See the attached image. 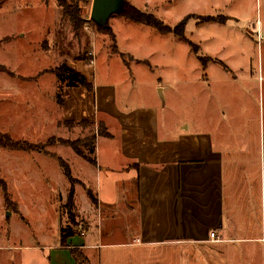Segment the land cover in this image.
<instances>
[{
	"label": "rangeland",
	"instance_id": "obj_1",
	"mask_svg": "<svg viewBox=\"0 0 264 264\" xmlns=\"http://www.w3.org/2000/svg\"><path fill=\"white\" fill-rule=\"evenodd\" d=\"M124 1L155 16L168 27L169 33L113 14L107 23L113 39L92 23H86L75 34L62 17L57 0L0 2V65L6 70L0 71V135L35 146L50 142L44 153L9 151L0 146V180L22 215L21 219L8 210L0 187L2 246L21 245L20 235L26 230L31 244L40 242L35 236L37 232L45 236L44 244L59 241L60 225L66 231L73 229L79 237L86 229V236L98 233L105 237L119 224V206H113V201L119 198L127 203L134 191V169L127 171L119 164L116 143L119 130L115 122L111 121L108 127L110 137L95 140V157L101 171L71 148L52 143L57 138L80 140L95 135L98 123V120H91L92 124L86 126L63 123L60 108L64 95L54 73L57 67L65 63L80 71L93 85L97 100L109 97L106 108L110 111L154 109L160 136L169 138L183 133L197 134L204 128L214 132L219 123L223 126V118L231 117L226 105L231 97L224 91L229 83L222 82L221 77L223 68L228 69L224 63L235 66L245 55L253 59L252 68L256 70V37H252V42L248 40L249 31L245 27L248 22L254 27L264 25V0ZM80 9L88 19L91 2ZM230 15L237 21L230 19ZM181 23H185L184 29L178 36L174 29ZM260 45L264 53V43ZM78 57H86L87 61ZM210 64L216 65L209 67ZM210 70L216 84L206 85ZM257 79L255 75L258 82ZM257 82L252 94L254 101L258 99ZM236 87L242 85L234 83L233 90ZM247 89L250 87L242 88ZM101 103L102 100V110ZM207 119H211V125L206 128L200 122ZM57 158L66 162L76 180L72 218L65 207L70 183ZM127 183L128 191L124 187ZM87 190L102 202L101 206L92 205ZM90 213L96 215V226L91 223L88 227ZM8 226L15 232L13 237L6 238L4 231Z\"/></svg>",
	"mask_w": 264,
	"mask_h": 264
},
{
	"label": "crops",
	"instance_id": "obj_2",
	"mask_svg": "<svg viewBox=\"0 0 264 264\" xmlns=\"http://www.w3.org/2000/svg\"><path fill=\"white\" fill-rule=\"evenodd\" d=\"M245 30L251 42L256 37V70L245 55L235 66L224 63L228 69L221 77L229 83L224 91L231 97L226 104L231 117L223 118L214 132L204 128L162 137L154 109L110 111L105 96L101 110L93 85L92 92L62 87V121L98 120L107 130L111 121L118 125L119 164L134 169L133 194L127 203L113 201L119 206V224L107 236H86V229L62 246L60 236L44 244L45 236L37 232L40 242L31 244L26 230L21 245L0 244V264H264V25L248 22ZM211 71L206 85L216 84ZM234 83L242 87L233 90ZM243 85L250 90L243 91ZM210 121L200 123L207 128ZM95 160L93 167L101 171ZM96 199L98 208L102 202ZM89 217L88 227L96 226V215ZM14 232L8 226L4 235ZM211 233L216 239H210Z\"/></svg>",
	"mask_w": 264,
	"mask_h": 264
},
{
	"label": "trees",
	"instance_id": "obj_3",
	"mask_svg": "<svg viewBox=\"0 0 264 264\" xmlns=\"http://www.w3.org/2000/svg\"><path fill=\"white\" fill-rule=\"evenodd\" d=\"M90 2L92 3V0H71L70 5H68L66 4L64 0H57V4L59 5L61 15L64 19L67 20L70 30L73 33L76 34L77 32L81 31L85 27L86 23H92L98 31L109 34L113 39V33L109 27L103 30L99 28L98 26H96L89 19L90 17L88 19H85L82 16L80 8L82 6L87 7ZM119 15H121V17L125 18L126 20H130L134 23L142 24L148 27H153L160 33H169L168 27H166L155 16L148 14V13L141 12L125 1H124L123 11L119 13ZM184 24L185 23H181L174 29V32L176 33V35L178 36L182 35ZM78 60L87 61L86 57L85 58L78 57ZM0 71L6 72L4 66L0 65ZM54 73H55V76L59 80L61 88L62 87L84 88L89 92L93 90L92 84H90L87 81L86 77L83 74L67 67L65 63L57 67ZM63 123L66 126H73V125L74 126H86V125L92 124V122H89L87 120H80L76 122L75 121H63ZM96 137H110L106 126L101 122L97 123V132L95 135L93 134L90 136H85L80 140H68V139L57 138L56 140L52 139V143L54 142L56 144L71 148V150L76 155L81 157L88 164H90L91 166H96V160H95ZM49 143L50 142L46 143V145ZM46 145H43V146L36 145L35 146V145L30 144L27 141L12 140L10 139V137L6 135H0V146L3 149L9 150V151H32L33 150L38 153H44L45 152L44 149ZM57 162L59 166L62 168L65 178L70 183V188L68 191L65 207L68 210L67 212L68 217L72 218L73 217L72 208H73V199H74V183L76 182V180L72 178L70 168L63 159L57 158ZM0 187L2 190L5 205L8 208V210L10 209V212L19 215V217L22 219V216L20 215L19 211L11 203L9 193L7 191V187L2 180H0ZM87 196L90 202L94 206H96L97 199L89 190H87ZM74 235H75V232L73 231V229L69 228V230L66 231V228H60V242L62 246H65L66 240L69 237H72Z\"/></svg>",
	"mask_w": 264,
	"mask_h": 264
},
{
	"label": "water",
	"instance_id": "obj_4",
	"mask_svg": "<svg viewBox=\"0 0 264 264\" xmlns=\"http://www.w3.org/2000/svg\"><path fill=\"white\" fill-rule=\"evenodd\" d=\"M123 8L124 0H92L89 19L105 30L110 16L121 13Z\"/></svg>",
	"mask_w": 264,
	"mask_h": 264
},
{
	"label": "built area",
	"instance_id": "obj_5",
	"mask_svg": "<svg viewBox=\"0 0 264 264\" xmlns=\"http://www.w3.org/2000/svg\"><path fill=\"white\" fill-rule=\"evenodd\" d=\"M210 239H216L213 233L210 234Z\"/></svg>",
	"mask_w": 264,
	"mask_h": 264
}]
</instances>
